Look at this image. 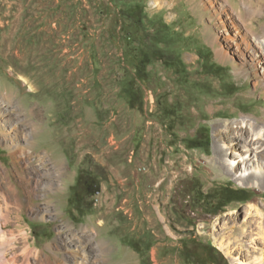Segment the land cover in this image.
<instances>
[{
	"label": "rangeland",
	"instance_id": "1",
	"mask_svg": "<svg viewBox=\"0 0 264 264\" xmlns=\"http://www.w3.org/2000/svg\"><path fill=\"white\" fill-rule=\"evenodd\" d=\"M248 6L244 0H0V168L7 169L0 171V194L13 183L24 204L49 203L53 215L43 219L25 208L17 226L12 214L0 253L11 245L10 255L21 262L26 230L44 252L36 263L57 264L47 245L63 246L68 237L99 252L106 245L101 264H194L187 254L193 248L203 255L200 244L213 246L228 264L236 258L251 264L264 254L255 211L264 212V189L237 181L240 169L230 175L215 152L231 143L218 131L236 128L243 117L264 127V85L255 84L261 74L238 76L237 56L226 62L217 56L226 48L223 22L230 16L242 26L239 13ZM248 23L263 33L264 13ZM202 127L210 131V149L188 147ZM18 128L29 156L16 165L5 140ZM40 156L45 172L58 166L61 191L27 202L20 172L27 173L25 161L40 168ZM81 174L100 182V192L74 207ZM226 185L249 191L251 199L215 213L195 192ZM101 215L105 224L98 227Z\"/></svg>",
	"mask_w": 264,
	"mask_h": 264
},
{
	"label": "bare ground",
	"instance_id": "2",
	"mask_svg": "<svg viewBox=\"0 0 264 264\" xmlns=\"http://www.w3.org/2000/svg\"><path fill=\"white\" fill-rule=\"evenodd\" d=\"M244 1H248L249 6L245 8V12L241 11L239 13V18L243 21L242 26L230 16H228L226 22H223V35L220 37V40L224 41L228 52L225 53L224 50L226 48L224 49L223 45H221L222 49L218 50L217 56L221 61L226 62L229 59V54H234V56H237L240 60V65L235 67L238 76H248L247 73L249 71L251 73L261 74V79L256 80L255 84L256 86L261 83L264 85V31L263 33H256L249 28L248 23L249 19L257 13H264V2L254 5V3L251 2L253 0ZM233 124L237 125V127L235 128L233 125L226 126L224 131H218L231 143H224L218 146L215 150L216 155L222 167L230 175L236 176V172L240 169L241 173L236 176L237 181L263 190L264 127H260L257 121L252 122L245 117H243L241 121H237ZM0 127V133L5 135V127L1 123ZM18 129L16 130L17 134H15L16 136L14 138H9L7 141L5 140L7 146H9V143L11 144L8 148L16 165H18L22 159L26 160L25 158L29 156L25 151L28 145L22 146L21 142L17 140L19 138L18 136H22V132ZM239 146L241 147L240 151H242V153L235 152L236 148ZM40 159L42 162L40 168H36L35 165H30L29 161H25L27 173L20 172V186L24 191L27 202L35 197H47L50 192L61 191V188L57 185L61 180V175H59L57 171L58 166L55 165L53 169H49V171L45 172V168L42 169L44 166L43 156H40ZM0 171L7 173V169L4 167L0 168ZM52 174L55 175L54 178H52ZM30 203L31 202L24 204L22 202L20 191L13 183H9L7 192L0 194V216L2 220H4V222H0V243L7 239L5 236V229L9 225L12 214L16 215L17 226H20L21 213L25 208H28V211L32 215L37 217L41 216L43 219L46 216H53L52 210H50L51 207L48 205L49 203L43 202L38 205H32ZM255 211L256 214L261 216V221L256 224V228L259 231L257 235L262 240V243H264V212H261L258 207L255 208ZM104 216L105 215H101L99 217L98 227L104 226ZM18 232H21V230H18ZM22 235V239H24V245L21 248L22 261L20 262L15 254L12 256L10 255V253H13L14 247L9 245L8 247L1 248L0 264H49L50 261L49 263L44 261L36 263L33 261H38L41 254L44 252L32 246L29 240V234L26 230ZM87 238H90V236ZM105 246L106 245H103V248L99 252L95 248L88 247L84 239L80 238L78 242L73 239V237H68L65 239L63 246L58 243L57 245L50 244L47 245V249L59 258L57 264H101V261L105 260L108 254V248ZM55 250L57 252H55ZM131 256V254L127 253L125 260L130 261ZM263 256V252L260 253V255L253 256L251 264H264ZM235 264H244V262L236 258Z\"/></svg>",
	"mask_w": 264,
	"mask_h": 264
},
{
	"label": "trees",
	"instance_id": "3",
	"mask_svg": "<svg viewBox=\"0 0 264 264\" xmlns=\"http://www.w3.org/2000/svg\"><path fill=\"white\" fill-rule=\"evenodd\" d=\"M154 59L164 60V55L153 56ZM149 62H144L146 66ZM188 147L196 148L202 147L210 149L211 147V135L208 128L202 127L199 130V135L188 141ZM91 177L90 173L87 174ZM200 200L204 201V205L211 207L215 213L224 210L225 207L234 202H247L251 199L252 193L245 189H235L230 185L217 187L213 192L205 194L202 189H196ZM100 192V182H97L93 177L87 179L86 176L81 174L77 184L74 186V193L72 196V204L77 201V205L74 207H80L82 204V196L88 195L90 197L95 196ZM79 209V208H78ZM203 255H199L196 251H192L193 248L188 252L187 256L194 264H228L227 259L218 252L213 246L208 244L198 245Z\"/></svg>",
	"mask_w": 264,
	"mask_h": 264
}]
</instances>
